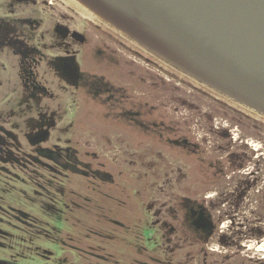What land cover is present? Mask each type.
<instances>
[{"label": "rangeland", "instance_id": "obj_1", "mask_svg": "<svg viewBox=\"0 0 264 264\" xmlns=\"http://www.w3.org/2000/svg\"><path fill=\"white\" fill-rule=\"evenodd\" d=\"M58 1L45 7L0 0V22L25 34L31 28L25 20L48 29L59 15L72 26L68 13L89 15L74 0ZM8 52L0 50V262L264 264L263 252L248 249L264 240V117L126 40L106 76L147 109L167 112L190 147L161 149L160 160L140 162L129 145L108 151L85 130L65 128L72 96L62 90L68 110L50 142L71 146L99 176L110 175L84 177L60 169L28 142L36 108ZM192 203L203 205L215 225L205 242L184 221Z\"/></svg>", "mask_w": 264, "mask_h": 264}, {"label": "flooded vegetation", "instance_id": "obj_2", "mask_svg": "<svg viewBox=\"0 0 264 264\" xmlns=\"http://www.w3.org/2000/svg\"><path fill=\"white\" fill-rule=\"evenodd\" d=\"M23 1L34 6L61 5L58 0ZM68 15L75 21L74 26L63 22L60 15L48 29H40L41 20L34 24L25 20L32 28L25 34L0 22V50L7 49L11 54L19 86L36 108L31 120L32 130L26 134L28 142L37 144L60 169L102 181L110 179L108 172L99 176L98 171L91 168L92 164L77 156V150L50 142L51 134L68 109L71 117L66 129L85 130L89 138L96 139L108 151L129 145L137 152L135 158L139 162L151 156L160 160L161 149L174 152L177 148H189L188 136L173 128L167 112L147 109L141 98L129 94L121 84L106 76L111 59L121 56L119 51L125 49L128 39L94 16ZM62 90L71 92L72 108H63ZM1 139L0 144H3ZM185 207L184 221L189 230L197 241L205 242L209 236L208 227H211V234L215 228L211 216L201 204Z\"/></svg>", "mask_w": 264, "mask_h": 264}, {"label": "water", "instance_id": "obj_3", "mask_svg": "<svg viewBox=\"0 0 264 264\" xmlns=\"http://www.w3.org/2000/svg\"><path fill=\"white\" fill-rule=\"evenodd\" d=\"M74 1L165 64L264 117V0Z\"/></svg>", "mask_w": 264, "mask_h": 264}, {"label": "bare ground", "instance_id": "obj_4", "mask_svg": "<svg viewBox=\"0 0 264 264\" xmlns=\"http://www.w3.org/2000/svg\"><path fill=\"white\" fill-rule=\"evenodd\" d=\"M93 16H91V18H92ZM107 25V24H106ZM108 26V25H107ZM109 28H111L112 30H114V32L115 31H117L115 28H113V27H110V26H108ZM118 32V31H117ZM131 44H133V42H131ZM134 45V44H133ZM136 46V45H135ZM141 48V47H140ZM141 50H142V48H141ZM143 51H144V49H143ZM145 52V51H144ZM145 53H147V52H145ZM148 55H150V53H147ZM154 60H159L158 58H155L154 56H152V55H150ZM162 62V61H161ZM164 63V62H163ZM165 64V63H164ZM173 68V67H172ZM174 69V68H173ZM249 249L251 250V249H254L256 252L258 251V252H263V254H264V240H262L261 242H259V243H257L256 245H253V244H249ZM263 257H264V255H263Z\"/></svg>", "mask_w": 264, "mask_h": 264}]
</instances>
